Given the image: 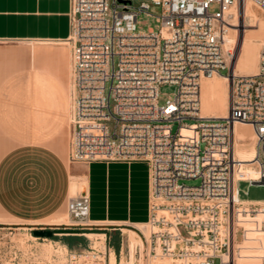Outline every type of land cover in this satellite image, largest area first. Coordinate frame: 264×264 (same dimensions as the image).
<instances>
[{
    "label": "built area",
    "instance_id": "obj_1",
    "mask_svg": "<svg viewBox=\"0 0 264 264\" xmlns=\"http://www.w3.org/2000/svg\"><path fill=\"white\" fill-rule=\"evenodd\" d=\"M134 1H140L138 8ZM245 1L70 0L67 160L146 163L149 233L138 230L133 252L128 236L117 255L105 238L68 252L64 264H237L241 255L264 264V201L241 199L239 193L241 182L264 186V48L256 74L235 75L228 66L233 52L225 46L228 19ZM249 1L264 11V0ZM147 2L159 6L161 15L157 30L141 32L137 19L150 16ZM217 75L229 84L227 115L203 117L201 80ZM163 85L176 92L160 105ZM235 124L252 129L256 178H243ZM66 212L79 229L101 225L88 219L86 194L68 197ZM249 232L259 236L250 240Z\"/></svg>",
    "mask_w": 264,
    "mask_h": 264
},
{
    "label": "crops",
    "instance_id": "obj_2",
    "mask_svg": "<svg viewBox=\"0 0 264 264\" xmlns=\"http://www.w3.org/2000/svg\"><path fill=\"white\" fill-rule=\"evenodd\" d=\"M69 11L70 0H0V213L16 223L42 224L66 208L75 182L74 195L89 199V221L116 227L108 241L111 231L124 241L123 230L138 236L136 226L148 222V166L66 161Z\"/></svg>",
    "mask_w": 264,
    "mask_h": 264
},
{
    "label": "rangeland",
    "instance_id": "obj_3",
    "mask_svg": "<svg viewBox=\"0 0 264 264\" xmlns=\"http://www.w3.org/2000/svg\"><path fill=\"white\" fill-rule=\"evenodd\" d=\"M249 3L250 13L242 17V11L240 10V5L232 11L231 17L228 19V31L227 37L234 39L236 35L237 41L236 45H228L226 48L233 52V57L228 63L230 67L231 62L237 60L238 50L242 43V38L252 37L254 51L251 55V65L248 68L243 67V65L237 64V75H254L257 72L258 55L262 48H264V11L260 10L254 3L247 0ZM140 1L132 2L134 8H138ZM149 9L148 13L140 14L137 19V29L141 32H146L148 29L157 30L158 23L155 21L156 17L161 15V8L150 2H147ZM241 4V3H240ZM239 11V13H238ZM237 14V15H236ZM241 14V15H240ZM238 21V22H237ZM239 23L240 28H235L236 23ZM234 24V25H233ZM235 29L238 31L235 32ZM241 29V32L240 30ZM241 37V38H240ZM247 44V42H245ZM116 63V58L114 59ZM222 75L227 74V70L221 71ZM108 86L106 85V95L108 92ZM70 89H72L71 79H70ZM176 92V87L172 85H163L159 88V104L162 105L171 95ZM112 100H110L109 105L112 106ZM192 120H187V123H191ZM110 132L113 131L114 121L111 120L107 123ZM177 124L172 125V133L174 134L177 129ZM254 146V141H253ZM66 161L67 156H66ZM184 184L195 186L198 185V180H185ZM77 185L73 186L72 191H70L69 197L74 196ZM239 193L240 198L250 201H264V186H248L246 182L239 183ZM61 220H60V219ZM54 219V220H53ZM63 220V221H62ZM67 220V221H66ZM50 223V224H49ZM73 220L70 219L66 212L65 206L61 211L50 220L43 222L42 224L30 225L16 223L10 219H7L0 213V264H64L65 257L68 252L72 250H79L83 248H88L89 246H98L106 238V245L112 250L117 244L120 245V240L122 238L121 232L111 231V239L108 241L107 232L113 227L108 224H101L97 227L79 229L73 225ZM121 229H129L126 227H120ZM54 230V229H65L71 231H77L78 233L73 234H57L51 238H38L32 235L34 230ZM139 230L147 235L149 233V227L139 228ZM132 231L136 232L132 229ZM181 234L186 236L184 231L180 229ZM100 233L105 234L106 237H87L83 236L85 233ZM137 233V232H136ZM126 236L124 235V249L126 248ZM237 240L240 239V235L237 234ZM135 239L138 241L137 237ZM120 248V246H119ZM119 251V250H118ZM118 252H115L117 255ZM124 260V259H123ZM214 264H218L215 260Z\"/></svg>",
    "mask_w": 264,
    "mask_h": 264
},
{
    "label": "bare ground",
    "instance_id": "obj_4",
    "mask_svg": "<svg viewBox=\"0 0 264 264\" xmlns=\"http://www.w3.org/2000/svg\"><path fill=\"white\" fill-rule=\"evenodd\" d=\"M247 2L248 1H245L240 4V10L242 11V17L250 13L249 3ZM237 22H235L236 23L235 28L237 27L240 28L239 23ZM239 30L241 32V29ZM235 32L238 33L236 29H235ZM237 37L238 35H236L234 39L225 37V46L228 47V45H231V44L236 45ZM253 40H252V37L244 36L242 38V43L238 50L237 60L234 62V64L232 61L229 67L231 73H234L235 75L238 74L236 70L238 63L240 65H243V67L245 68H248L251 65V63L253 62L251 61V55L254 51V47L252 46ZM245 42H247V44H245ZM228 92H229V84L225 76L217 75L210 79L201 80L200 115L203 117H220V118L226 117L227 109H228ZM233 136H234L235 147H236L235 154L238 160L241 162V165H242L241 172L243 173V178L244 179L256 178L255 164L252 163V160L254 158V146H253L254 135H253L250 125L235 124L233 128ZM72 185L74 186L77 185V187H80L78 186L79 184H76L75 182H72ZM146 226L147 225H137L136 227L139 229V228H144ZM245 228L247 229L249 228V226L245 225ZM67 231L69 230H66L63 233H57V234H65L67 233ZM122 232L127 234L128 241H129V249L131 252H133L135 245L140 243V240L137 234L133 232L132 230L131 231L123 230ZM68 234H73V233H67V235ZM83 236H86V238L94 237V236L100 237V238L104 237L103 234L92 233V232L85 233ZM146 236L147 235H145V237ZM257 236L259 235L253 232H249L248 238L252 240L256 238ZM135 237H137L138 241L135 239ZM257 256H260V254L254 255L253 257H257ZM244 257H248V256L241 255L240 258H238L237 264H258L259 262L256 258L246 259ZM110 260L111 262H114V255L112 254V252L110 254Z\"/></svg>",
    "mask_w": 264,
    "mask_h": 264
},
{
    "label": "water",
    "instance_id": "obj_5",
    "mask_svg": "<svg viewBox=\"0 0 264 264\" xmlns=\"http://www.w3.org/2000/svg\"><path fill=\"white\" fill-rule=\"evenodd\" d=\"M65 229H54V230H34L32 231V235L34 237H38V238H51L53 236H55L57 233H63L65 232ZM67 233H78L77 231H67Z\"/></svg>",
    "mask_w": 264,
    "mask_h": 264
},
{
    "label": "trees",
    "instance_id": "obj_6",
    "mask_svg": "<svg viewBox=\"0 0 264 264\" xmlns=\"http://www.w3.org/2000/svg\"><path fill=\"white\" fill-rule=\"evenodd\" d=\"M118 246H119V244H117V245L115 246V250H116V251L118 250Z\"/></svg>",
    "mask_w": 264,
    "mask_h": 264
}]
</instances>
